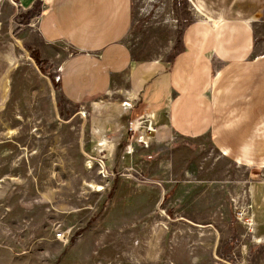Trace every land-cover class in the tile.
I'll list each match as a JSON object with an SVG mask.
<instances>
[{
    "label": "rangeland",
    "instance_id": "374dc122",
    "mask_svg": "<svg viewBox=\"0 0 264 264\" xmlns=\"http://www.w3.org/2000/svg\"><path fill=\"white\" fill-rule=\"evenodd\" d=\"M133 6V56L170 60L187 0ZM31 19L0 0V264H264V170L235 166L202 137L158 142L154 121L147 147L127 128L108 150L88 130L90 108L61 102L56 74L31 58ZM130 102L109 95L98 108ZM128 109L127 127L149 113Z\"/></svg>",
    "mask_w": 264,
    "mask_h": 264
},
{
    "label": "crops",
    "instance_id": "0c3cea01",
    "mask_svg": "<svg viewBox=\"0 0 264 264\" xmlns=\"http://www.w3.org/2000/svg\"><path fill=\"white\" fill-rule=\"evenodd\" d=\"M14 1L32 17L21 40L39 71L59 77L65 105L90 108L88 130L105 148L125 139L138 102L156 123L154 140L202 137L235 166L264 170V0H187L192 18L168 61L133 56V0ZM109 95L132 102L101 113Z\"/></svg>",
    "mask_w": 264,
    "mask_h": 264
},
{
    "label": "built area",
    "instance_id": "2783aa9c",
    "mask_svg": "<svg viewBox=\"0 0 264 264\" xmlns=\"http://www.w3.org/2000/svg\"><path fill=\"white\" fill-rule=\"evenodd\" d=\"M11 6L15 10V16L19 15V13L22 12V9L20 7V4H18L14 0H9ZM51 0H37V2L40 4V7H46L50 3ZM59 77L56 75L55 82H58ZM144 115H141L140 117L131 120L128 125V132L131 134H136L135 136L138 138V141L142 143L144 147H147L149 136L155 132V126L154 122L152 120V117L150 113H143ZM55 239L59 242H64L66 240L65 231L56 228L54 231Z\"/></svg>",
    "mask_w": 264,
    "mask_h": 264
},
{
    "label": "trees",
    "instance_id": "16d2710c",
    "mask_svg": "<svg viewBox=\"0 0 264 264\" xmlns=\"http://www.w3.org/2000/svg\"><path fill=\"white\" fill-rule=\"evenodd\" d=\"M31 58L35 61V64H36L37 68L42 72V61L38 57L37 53L32 52L31 53Z\"/></svg>",
    "mask_w": 264,
    "mask_h": 264
}]
</instances>
